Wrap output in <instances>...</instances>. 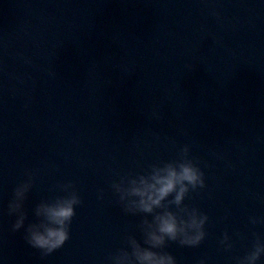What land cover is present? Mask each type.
I'll return each instance as SVG.
<instances>
[{
	"label": "water",
	"instance_id": "95a60500",
	"mask_svg": "<svg viewBox=\"0 0 264 264\" xmlns=\"http://www.w3.org/2000/svg\"><path fill=\"white\" fill-rule=\"evenodd\" d=\"M184 145L205 183L184 204L207 215L206 236L164 251L235 264L264 240L250 223L264 221V0H0V264H107L126 236L143 246L111 184ZM26 173L25 227L56 185L82 201L43 258L7 215Z\"/></svg>",
	"mask_w": 264,
	"mask_h": 264
},
{
	"label": "clouds",
	"instance_id": "9594fccd",
	"mask_svg": "<svg viewBox=\"0 0 264 264\" xmlns=\"http://www.w3.org/2000/svg\"><path fill=\"white\" fill-rule=\"evenodd\" d=\"M198 161L189 157V146H182L176 157L149 165L143 173H128L111 184L117 203L126 215L141 217L137 228L143 239V246L131 235L124 238V247L107 257V264H176L175 259L164 249L169 243L194 248L205 239L204 226L207 215L195 207L184 204L190 192L203 189L204 173ZM27 180L13 190L7 205V215L15 216L12 232L24 228V240L38 249L41 257L53 253L69 239V226L75 216V208L81 199L71 182L56 185L64 193L50 200H42L33 209L35 222L25 227L27 214L24 202L33 186L31 173ZM151 216V220L148 217ZM258 221L250 218L255 225ZM250 250L235 258V264H258L264 256V240L253 234ZM225 251H231L232 244L225 233L220 240ZM199 264H204L203 260Z\"/></svg>",
	"mask_w": 264,
	"mask_h": 264
}]
</instances>
